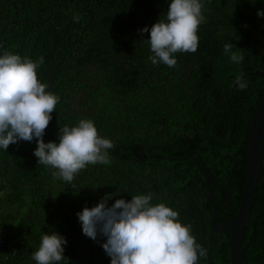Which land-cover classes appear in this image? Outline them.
Wrapping results in <instances>:
<instances>
[{
	"label": "trees",
	"instance_id": "trees-1",
	"mask_svg": "<svg viewBox=\"0 0 264 264\" xmlns=\"http://www.w3.org/2000/svg\"><path fill=\"white\" fill-rule=\"evenodd\" d=\"M170 2L0 0V55L43 57L39 79L60 98L44 142L59 143L60 127L91 120L114 145L110 164L88 165L72 183L38 164L35 139L0 149V264H36L33 253L42 236L53 232L67 240L69 264H111L102 247L106 237H86L77 213L106 194L113 196L110 207L149 193L153 204H166L191 226L208 253L199 264H235L231 231L212 230L198 156L176 159L199 154L218 211L216 226L232 221L242 203L248 137L264 95V17L257 15L264 0H201L199 48L176 54V67L154 65L150 31L140 34L165 19ZM228 43L242 52V64L225 54ZM240 73L244 90L235 83ZM243 245L244 264H264V150Z\"/></svg>",
	"mask_w": 264,
	"mask_h": 264
},
{
	"label": "clouds",
	"instance_id": "clouds-1",
	"mask_svg": "<svg viewBox=\"0 0 264 264\" xmlns=\"http://www.w3.org/2000/svg\"><path fill=\"white\" fill-rule=\"evenodd\" d=\"M201 0H171L166 17L150 31L151 62L176 67L178 53H196L199 48V27L205 22ZM258 16L264 17V11ZM78 19V17H77ZM225 44L224 52L236 65L242 64L241 51ZM43 57L33 61L5 51L0 55V149L7 150L19 141H37L34 155L38 164L55 169L52 175L67 183L88 165L110 164L108 150L114 147L110 139L102 138L91 120L78 125L60 127L59 143H45L43 137L59 96L47 91L38 69ZM240 90L247 88L243 73L236 76ZM112 195H105L97 206L85 207L77 213L83 234L97 240L98 233L106 237L102 247L111 264H199L207 250L197 243L190 225L179 220V213L164 203L153 204V194L133 195L130 202L117 199L108 206ZM67 240L56 233L44 234L38 250L33 253L36 264H63Z\"/></svg>",
	"mask_w": 264,
	"mask_h": 264
},
{
	"label": "water",
	"instance_id": "water-1",
	"mask_svg": "<svg viewBox=\"0 0 264 264\" xmlns=\"http://www.w3.org/2000/svg\"><path fill=\"white\" fill-rule=\"evenodd\" d=\"M263 150H264V95L256 110L248 137L246 183L244 187L242 203L237 215L232 219V221L221 227L216 226L218 211L212 201L209 175L201 157L197 152H192L183 159H176V161H185L191 159L194 156H198L199 162L205 171L208 200L213 211L211 217L212 230L215 233H222L226 230L231 231V241L234 251L235 264H244L243 263L244 231L245 228L250 223L251 213H252V202L254 195L259 186V179L263 165ZM159 157H164V156H159ZM228 193L231 196V192L229 190ZM228 203L229 200L226 202L225 206H227Z\"/></svg>",
	"mask_w": 264,
	"mask_h": 264
},
{
	"label": "built area",
	"instance_id": "built-area-1",
	"mask_svg": "<svg viewBox=\"0 0 264 264\" xmlns=\"http://www.w3.org/2000/svg\"><path fill=\"white\" fill-rule=\"evenodd\" d=\"M4 242L0 239V257H2V254L4 252L5 246ZM10 251H14V249L9 248Z\"/></svg>",
	"mask_w": 264,
	"mask_h": 264
}]
</instances>
